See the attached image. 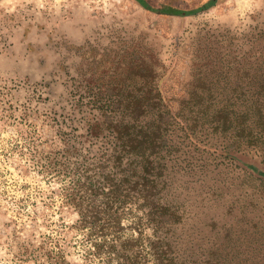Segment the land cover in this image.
<instances>
[{"label": "rangeland", "instance_id": "obj_1", "mask_svg": "<svg viewBox=\"0 0 264 264\" xmlns=\"http://www.w3.org/2000/svg\"><path fill=\"white\" fill-rule=\"evenodd\" d=\"M146 1L195 11L210 0ZM145 81L181 116L161 196L181 220L158 260L140 224L135 263L264 264V0L183 15L137 0H0V264L108 263L111 240L82 229L70 203L65 145L96 121L109 133ZM134 217L125 239L141 236Z\"/></svg>", "mask_w": 264, "mask_h": 264}, {"label": "trees", "instance_id": "obj_2", "mask_svg": "<svg viewBox=\"0 0 264 264\" xmlns=\"http://www.w3.org/2000/svg\"><path fill=\"white\" fill-rule=\"evenodd\" d=\"M137 1L149 11L165 15L199 12L218 2L210 0L195 11H181L169 7L158 9L146 0ZM143 78L146 79L144 75ZM145 85L148 92L138 100H127L128 111L120 122L113 121L116 115H112L109 133H105L100 122L96 121L90 123L86 141L65 145L66 152L76 157L70 203L79 212L82 229L96 235L94 229L99 228L103 236L111 240L106 243L109 246L107 264H136L135 259L140 256L138 247L144 243V230L139 229L140 224L153 228L157 242L150 239L147 247L154 259L158 260L156 257H161V253L167 255L171 249L169 244H165L164 233L168 234L169 227L181 220L178 212L168 203H163L161 197L165 189L167 163L176 147L174 127L181 124V116L166 105L157 85L154 89L147 81ZM132 105L137 106L133 111L130 110ZM100 137L108 139L102 147L95 151L86 147L88 140L91 142ZM131 214L135 216L133 228L141 236L125 239L121 234L122 222ZM94 244L95 252L101 254L104 244Z\"/></svg>", "mask_w": 264, "mask_h": 264}]
</instances>
